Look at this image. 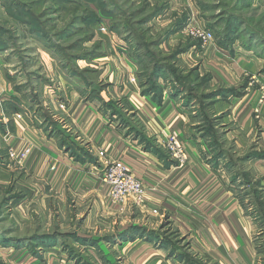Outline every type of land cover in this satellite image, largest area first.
<instances>
[{
	"label": "rangeland",
	"instance_id": "374dc122",
	"mask_svg": "<svg viewBox=\"0 0 264 264\" xmlns=\"http://www.w3.org/2000/svg\"><path fill=\"white\" fill-rule=\"evenodd\" d=\"M18 1L22 4L20 12L32 22L37 32L34 35L28 33L27 25L16 17L20 14L19 11L6 9L5 5L9 0H0V25L12 30L13 37L9 38L6 35L0 40L2 47L0 50V234L7 240L6 243L0 242V264H60L61 262L85 264L86 260L89 264H127L123 246L139 239L154 243L155 246L166 250L169 257L178 264H221L217 258L213 257L210 243L203 240V237H207L203 230L194 232L201 236L197 242L200 249L195 245L192 246V242L187 236L182 235L180 229L173 225L169 217L164 218L157 229H151L143 223L142 207L147 205V187L144 180L122 159L118 160L129 167L146 189L145 201L140 205H135L133 202L117 205L111 200L109 192V197L106 195L107 198L104 197L102 200L78 189L59 190V184L54 182L56 170L52 169L49 159L44 158L46 153L42 152H48V146L40 151L43 138L45 140L56 138L51 136L45 127L49 122L52 124L51 121H56L66 130L70 127L68 131L73 133L72 129L75 131L76 128H71L72 123L67 116L68 112L64 113L68 108V95L72 91L81 93L80 91L91 88L80 80V82L71 80L74 77L71 75V67L65 61V51L61 53L53 47H46L45 44L50 43L42 39L39 30L46 32L58 46H71L79 40L81 43L76 48L78 51L98 48L97 51L102 52L96 58L80 59L72 66L78 70H95V74L90 75L92 77L89 78H93L95 82L101 81L100 83L105 85L103 90L107 93L105 101H111L114 98L110 96L111 93L122 92L120 86L114 87V84L125 81L124 78L126 82L139 86L136 72L141 65L132 58L127 43L122 40L121 36L126 34L125 30L121 34L114 32L109 18L104 23L97 24H89V19L92 17H89L86 22L75 20L77 16L94 13L95 7L101 6L98 0L94 3L88 0ZM108 1L117 3L125 14L128 13L131 4L129 0ZM132 1L135 2L136 7L143 4V0ZM147 2H149L148 12L160 9V14L143 23L142 26H136L137 29L134 30L138 33L137 36L145 35L149 40L160 38L158 47L160 55L172 56L173 54L174 57H170L171 60L168 61L169 78L161 80L168 90L173 86L172 80H176L178 74H181L184 69L187 71L193 68L198 69L200 78L208 77V79L200 83L189 80L186 82L188 92L194 94L190 98L191 101L200 99L203 92L210 93L222 87L236 89L232 93H226V96H217L214 103L208 99L207 102L211 104L208 106L205 103L196 105L191 103L189 106H184L182 94L179 95L180 98L166 94L163 103L153 102L157 107H163L168 102H166L168 97L172 100L170 102L185 108L187 113L184 115H187L190 123L193 122L190 131L194 134L189 133V137L178 130H172L166 133L163 141L155 137L148 138L147 126L138 113L134 125L142 132L141 136L145 141L153 144L154 152L162 157L163 161L170 163L171 160L177 166L184 167L194 160L193 156L197 151L202 160L210 165L209 168L206 167L208 171L222 169L228 174L226 178L228 189L242 207L243 216L250 221L249 233L256 250L254 262L261 264L264 260V242L260 254L257 244L261 237L260 220L264 219V211L260 209L254 196L249 195L255 189L254 182L258 181L248 161L242 159L243 151L247 148L242 150L237 147L233 137L236 136L239 143L248 140L250 150L259 148L264 150L256 142L264 127L257 119L255 120L256 127L260 125V129L255 127L257 136L254 141H251L253 137H247L243 131L237 132L231 129L235 128L234 124L238 121L233 112L237 113L240 110L233 109V106L239 105L241 100L237 105L234 102L248 93V89L259 90V102L261 105L264 104V43L262 40L254 41L251 48L244 45L247 40L245 34L247 31L258 33L264 40V0H147ZM147 9L142 11L141 15H144ZM229 15L238 17L231 23L234 26H240L241 33L237 37L224 34V28L229 25ZM120 19L124 24L133 21L123 16L115 20ZM180 20L184 21L181 29L177 28V22ZM134 21L137 19L134 18ZM71 24L75 26L70 35H59V32ZM127 37L130 36L127 35ZM99 43L101 48L96 47ZM188 44H193L188 51L174 55ZM225 46L230 47L224 48ZM102 47L105 49L103 50ZM160 55L158 54L157 59ZM241 56L249 59L250 63L238 61ZM125 61L134 68L135 73L131 76L133 78L130 77ZM234 64L243 68V74L235 70ZM114 73L121 74V81L117 80L118 75ZM94 75L97 76L94 78ZM225 75L233 82L223 80L222 76L227 79ZM141 94L144 95L142 92ZM209 108L212 112L208 111ZM219 111L224 113L220 115V118H216ZM124 117L130 119L128 114H124ZM207 117L212 120L216 118L214 124L212 122L208 126ZM112 118L113 122L119 121L117 116ZM230 130L231 136L228 135ZM173 135L177 136L184 148L186 154L184 162H180L170 150L169 138ZM78 138L85 142L81 136L78 135ZM28 147L31 149L29 155L24 160H19L21 153ZM61 149L68 153L65 149ZM222 150L230 159L223 156L219 158V161L221 160L219 165L213 164L215 155L223 152ZM89 152L97 161L101 158L115 160L105 157L103 150L97 154L94 151ZM100 152L104 153L102 157ZM36 160H42L43 163L37 162L36 166ZM81 163L91 162L85 160ZM229 169L240 172L239 178L242 180L238 182H241V185H237V180L232 179ZM98 182L99 180L96 184ZM258 183L259 187L261 181ZM242 185L244 189H240ZM130 206L134 207L133 213L131 211L134 216L130 222L123 225L118 220L122 214L116 211L123 212ZM152 212L155 215L159 214L157 209ZM121 221L125 222V218L122 217ZM134 224L141 225L146 230H153V234L160 239H148L146 235H149V232L144 230L126 234L124 230ZM112 233L118 236L123 235L117 237L116 244L114 242L96 244L90 240L91 237L97 239ZM262 236H264V225ZM84 238H87L86 241ZM163 238L169 241V247L161 245ZM170 249L185 255V258L180 260L178 254H172Z\"/></svg>",
	"mask_w": 264,
	"mask_h": 264
},
{
	"label": "crops",
	"instance_id": "0c3cea01",
	"mask_svg": "<svg viewBox=\"0 0 264 264\" xmlns=\"http://www.w3.org/2000/svg\"><path fill=\"white\" fill-rule=\"evenodd\" d=\"M238 61L245 64L250 63L249 59L244 56L239 57ZM125 63L130 77L133 76L135 73L134 68L127 61ZM233 66L238 73L243 74V68L235 64ZM226 71L228 73L227 69ZM114 74H117V80L121 81V74ZM225 76L227 79L223 76L222 78L226 81L229 78L227 75ZM124 80L119 84H114V87L120 86L122 92H114L110 96H114L116 99L122 97L128 99L132 105V111L138 113L147 126L146 134L148 138L155 137L163 141L166 133L172 130H178L182 134H187L188 137L189 133L194 134L190 131L193 122L190 123V119L186 117L187 115H184V113H187L184 110L185 108L170 102L172 100L168 97L165 106L157 107L149 96L141 94L138 84L135 85L132 82L130 84L126 82L125 78ZM105 93L104 91L101 92L103 98L107 97V93ZM259 97V90L253 88L248 89V93L235 100V102L233 101L237 105L238 101L241 100L239 105L233 106V109L240 110L237 113L233 112L238 121L234 124L235 128L231 130L243 131L247 137H253L251 141H254L257 136V131L255 133V120L257 119L259 124L264 127V104H260ZM64 113L70 118L71 128H76L75 131L72 129L73 133L76 132L72 134L81 147L91 152L94 151L95 154L103 150L107 158L124 160L144 180L148 200L146 207H144L145 205L142 207L143 223L149 228H159L164 218L169 217L173 225L180 229L182 235L187 236L188 240L192 242V246L199 247L197 242L201 236L194 232L203 230L207 236L203 237V240L210 243V248L213 249V257L217 258L221 264H255L256 250L249 233L250 221L243 216L242 207L228 189L226 179L228 174L222 169L208 171L207 168L210 165L202 160L197 151L196 155L193 156L194 160H191L184 167L177 166L171 160L170 163L163 161V158L154 152V148L147 147V141H141L140 138H135L132 134L127 133V129H123L118 120L113 122L109 112H104L101 109L100 101H91L86 95L76 91L69 93L68 108ZM222 113L224 111H219L216 115L220 116ZM259 127L256 128L260 129ZM231 130L228 133L230 136ZM262 131L256 142L259 146L261 145V148H264V129ZM78 135L85 142L79 140ZM233 139H235L237 147L242 148V150L247 148L243 151V154L250 150L251 146L248 145V140L239 143L236 136ZM42 140L41 144L43 145H41L40 151L48 146V152H42L43 154L46 153L44 158L49 159L52 169L56 170L54 182L59 184V190L62 188H64L62 191L65 188L68 191L78 189L98 199L102 198V200L106 195L108 196V186L101 180L103 167L100 164H82L69 152H64L59 147L57 138L48 140L43 138ZM257 150H260V148ZM227 156L224 158H227ZM46 159L45 161H47ZM100 160L104 165L105 158ZM37 162L43 163L42 160H36V166ZM222 162L224 163V161ZM215 163L219 165L221 160L213 159V164ZM247 163H249L250 169L257 178L256 181H261L260 187L263 188L264 159H252L248 160ZM97 180L99 182L96 184ZM238 185H241V182ZM240 189H244L243 185ZM133 208L130 206L124 209L123 212L116 211V213L122 214L118 219L121 224L125 225L126 222L131 221L134 216V214H131ZM154 209L158 210V215L153 214ZM122 217L125 218V222L121 221ZM97 224L99 225V222ZM195 228L198 229L195 230ZM123 247L126 259L124 261L127 264H178L173 258L169 257L166 250L155 246L154 243L139 239ZM60 264L66 263L61 262Z\"/></svg>",
	"mask_w": 264,
	"mask_h": 264
},
{
	"label": "trees",
	"instance_id": "16d2710c",
	"mask_svg": "<svg viewBox=\"0 0 264 264\" xmlns=\"http://www.w3.org/2000/svg\"><path fill=\"white\" fill-rule=\"evenodd\" d=\"M88 1L90 3H94L97 0H88ZM129 1L131 3L130 8H129L130 11L128 10L127 14H125V11L122 10V8L117 3L109 2L108 0H98V3H101V6L99 5L96 6L95 7L96 11L94 10L95 11L94 13L90 15L77 16L75 20L86 22L89 17H92L93 19L92 18L89 19V22H90L89 24H97L100 22L104 23L109 18L110 23H111V28L114 32H118L121 34V32L125 30L126 34L129 35L130 37H127V35L124 34L121 36L122 40L125 43H127L129 47V51H131L132 53V58L135 61H137L138 64L141 65L139 66L140 67L139 70H137L136 72L141 92L144 95L149 96L151 101L161 104L163 103V101H165L166 94L170 95L171 97L176 96L178 98H180L179 95L182 94L183 96L182 95L181 96L183 98L184 106H189L191 103H193V105L205 103V105L208 106V105H211L209 102H207L208 99H210V101L214 103L216 101L217 96L219 95L226 96V93L228 92L232 93V91L236 89L234 87L233 88H225V87L218 88L217 90H213L210 93L203 92L201 93L200 99L191 101L190 98L191 96H194V94H190L188 92L189 89L186 85V82L189 80V81H196L197 83H200L208 79V77H205L204 79L200 78L197 72L198 69L193 68L192 70H187V71L186 69H184L181 74H178L176 80H172L173 86L171 87L170 90H168L167 86L161 80L163 79L167 80L169 78V75L167 74L168 69L170 67V65L168 64V61L171 60L170 57H174L173 54L172 56L171 55H166V56L160 55V51L158 50V47L160 44V38L156 40H149V38L143 34L144 32H142L144 36L141 37V36H137L136 34L138 33H136V30H134V29H137L139 25L142 26L143 23L148 22L151 18L159 15L161 10L154 9L148 12L149 2H147V0H143V4L138 7L135 6L134 1L132 0H129ZM21 7H22V4L18 0H9V2L5 5L6 9H9V10L12 9L15 11L17 10L19 11L20 14H18L16 17L20 20V22L27 25L28 30L26 31L30 34L32 33L31 35H34V33L37 32V29L34 28L32 26V22L28 18H26L24 14L20 12ZM145 9H147V11L145 12L144 15H141L143 13L142 11H145ZM119 16H123L124 18L133 20V21H129L127 22L128 24H124V22L121 19L115 20ZM134 18L137 19V21H134ZM229 18H230V20L228 21L229 25H227L224 28V34L226 33L225 34L226 36L228 34H231L237 37V35L241 33L239 29L240 26L236 24H235L236 26H234L231 23H233L234 20H237L238 17L235 15H232V16L229 15ZM183 22L184 21H181V20L178 21L177 28L181 29L183 26ZM242 22L243 21L241 20V23ZM241 23L239 22V24ZM74 26L75 25L71 24L70 26H68L61 32H59V35L61 36L70 35L73 32ZM39 32L42 34V37H43L42 39L45 42L50 43V44H45L46 47L48 48L53 47L55 48L56 51H59L61 53L65 51L64 53L65 61L66 63H68V66L71 67V71H72L71 75H73L74 77L71 80L73 81L80 80L91 88L90 90L86 89V90L80 91L81 94L86 95V97H88L91 101H94V100L100 101L101 109L104 112H109L110 116H117L119 118V121H118L119 125L123 129H127V133L134 135L136 138H140L141 141H145V139L141 136L142 132L139 130L137 126L134 125L135 121L137 120L136 118L137 114L135 111H132V105L128 101V99L126 97H122L118 99L112 98L111 101H105V99L101 96V92L105 89L104 87L105 85L103 83H100L101 81L95 82L93 78L91 79L89 78V77H92L90 75L95 74V70H91V69L78 70L75 68V66H72L74 63H78L77 61L80 59L96 58L100 56L102 52L99 53L97 51L98 48L78 51L76 48L81 43L79 40L74 42L71 46H66V47L58 46L57 44H55V42L53 43V40L49 38V35L46 32L44 31L41 32L40 30ZM131 34H132V37H131ZM245 34L247 35V40L244 42L245 43L244 45H246L248 48H251L252 43H255L258 40H262V42L264 43V40L262 39V37L259 36L258 33H255L253 31H247L245 32ZM6 35H8L9 38H13L12 30L7 29L6 27L0 25V40L4 39ZM222 44L224 45V43ZM192 45L193 44H188L186 47L178 50V52H175L174 55L181 53V52L188 51ZM223 45L221 46L223 47ZM96 47L101 48L100 43ZM227 47H230V46H225L224 48H227ZM1 49L2 47L0 46V50ZM73 49H76V50H73ZM102 49L104 50L105 47H102ZM72 50L73 52H70ZM141 52L143 53L141 54ZM158 54L160 55L159 56L160 58L157 59ZM96 76L94 75L93 77L95 78ZM209 109L210 110L208 109L207 110L212 112L211 108ZM124 114H128L130 116V119L124 117ZM220 117L221 116H216V118H220ZM216 118H213L212 120L210 117H207V122L209 124L208 126H210L212 122L214 124V122L216 121L215 120ZM51 122L52 124L49 122V124L45 127V129L49 131L51 136H54L57 138L59 147L67 150L73 157H75L79 161L87 160L88 162H91V163L97 162V160H95V158L89 151L85 150L83 147L79 145V143L77 142V139L74 137V135L70 131L63 128L59 122H56V121H51ZM213 129L215 128L213 127ZM147 147L151 149L154 148L153 144H151V142L149 141L147 142ZM222 151L223 152H219L217 155H215L214 160H218L220 157L226 156V153H224V150ZM227 158L229 157L227 156ZM257 158H264V150L252 149L242 156V159L245 161H248L251 159H257ZM229 170L231 171L232 179L234 181L237 180L236 184L238 185L239 183L238 181L240 179L239 178L240 172H233L231 169ZM246 176L247 178H249L248 173H246ZM258 185H259L258 182H254L255 189L253 192H250V194L249 193L248 194L249 195L252 194L254 196L260 209L262 208V211H264V200H263L264 188H261L260 186L258 187ZM260 223L262 225L261 237L257 244V249H258L259 254L262 252L261 248L264 242V236H262L264 219L261 218ZM136 230L138 231L144 230L146 232H149V235H146L148 239L149 238L150 239L157 238L158 240L160 239L157 237L156 234H153L154 233L153 230H146L141 225L140 226L136 224L131 225L129 226V229H126L124 231L126 232V234H128ZM121 236L123 235L118 236L115 233H112V234L102 235L100 238H97V239L91 237L92 239L90 240L91 242L96 243V244L102 243V242H106V243L114 242L116 244L117 237H121ZM86 239L87 238H84L85 241ZM0 242H3V243L7 242V240L4 238L2 234H0ZM161 245H164L165 247H169L170 243L167 239L164 240L163 238L161 241ZM170 252L172 254L174 253L178 254V251L174 249H170ZM178 258L180 260H183L185 258V255L180 253L178 254ZM86 261L87 262H84V263L89 264L88 260ZM261 264H264V260L263 262H261Z\"/></svg>",
	"mask_w": 264,
	"mask_h": 264
},
{
	"label": "built area",
	"instance_id": "2783aa9c",
	"mask_svg": "<svg viewBox=\"0 0 264 264\" xmlns=\"http://www.w3.org/2000/svg\"><path fill=\"white\" fill-rule=\"evenodd\" d=\"M169 147L180 162L186 160L184 148L176 135L169 138ZM30 152L31 149L28 147L21 153L19 160H24ZM103 154L100 152L101 157ZM96 164L103 167L101 180L108 186L110 198L115 204L124 205L127 202H133L135 205H140L144 203L146 189L142 181L131 172L123 161L118 159L106 160L105 164L102 165L101 160H98Z\"/></svg>",
	"mask_w": 264,
	"mask_h": 264
}]
</instances>
